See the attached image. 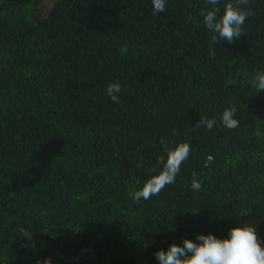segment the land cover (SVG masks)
<instances>
[{"label": "trees", "instance_id": "16d2710c", "mask_svg": "<svg viewBox=\"0 0 264 264\" xmlns=\"http://www.w3.org/2000/svg\"><path fill=\"white\" fill-rule=\"evenodd\" d=\"M211 7L0 0V264H159L160 250L245 224L264 248V91L252 84L264 71V0L241 6L253 13L244 35L212 43L215 56L200 16ZM231 106L240 123L229 130ZM204 116L211 131L196 128ZM161 139L189 143V158L136 202L166 158Z\"/></svg>", "mask_w": 264, "mask_h": 264}, {"label": "clouds", "instance_id": "9594fccd", "mask_svg": "<svg viewBox=\"0 0 264 264\" xmlns=\"http://www.w3.org/2000/svg\"><path fill=\"white\" fill-rule=\"evenodd\" d=\"M153 6V14L165 11L166 0H151ZM208 5L212 7L206 8L200 12L203 17V23L212 34L209 43V54L215 56L212 43H219L226 40L233 43L241 35H244L243 26L246 19L253 15L251 10H245L241 6H247L249 0H234V2H226L223 7V13L216 7L220 0H206ZM121 54L128 52L125 44L120 49ZM252 84L259 91H264V71H257L252 79ZM107 94L112 102L119 103L120 97L117 95L121 91L119 83L110 84ZM236 107L226 108L222 113V125L231 130L239 126V120L235 119ZM216 125L215 119H209L204 116L197 122L196 128L204 127L211 131ZM176 134L175 132L173 133ZM160 143L165 145V155L158 158L157 164L159 170L154 167L152 171L158 173L147 179L143 186L134 193V200L139 202L141 199L147 201L153 196L158 195L167 185L173 184L175 178L180 172L181 165L187 161L191 152L190 144L187 142L177 143L174 147H168L166 142L161 139ZM214 160L212 155H208L205 167ZM191 188L194 191L201 189L196 174L193 173ZM25 237L31 239V235L21 229ZM197 240L200 243H194L185 239L183 247L175 244L171 245L167 252L160 250L155 253V258L159 264H264V248L261 247L260 241L255 233V229L245 224L243 227H235L230 229L228 239H217L215 236L198 235ZM37 264H41L37 261ZM43 264H52L50 258H46Z\"/></svg>", "mask_w": 264, "mask_h": 264}]
</instances>
